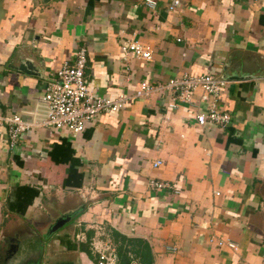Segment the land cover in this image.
I'll use <instances>...</instances> for the list:
<instances>
[{
    "label": "crops",
    "instance_id": "1",
    "mask_svg": "<svg viewBox=\"0 0 264 264\" xmlns=\"http://www.w3.org/2000/svg\"><path fill=\"white\" fill-rule=\"evenodd\" d=\"M155 1L0 0L1 115L43 119L46 83L79 46L96 94L207 73L228 82L216 103L230 115L199 126L209 102L198 88L173 109L167 90L137 98L76 136L32 127L13 148L0 123V264H96L98 245L117 264L119 246L130 264H264V0ZM130 40L152 58L123 56ZM149 178L171 188L150 190Z\"/></svg>",
    "mask_w": 264,
    "mask_h": 264
},
{
    "label": "built area",
    "instance_id": "2",
    "mask_svg": "<svg viewBox=\"0 0 264 264\" xmlns=\"http://www.w3.org/2000/svg\"><path fill=\"white\" fill-rule=\"evenodd\" d=\"M144 5L155 8V0H144ZM180 5L179 0H173L169 4V9H174ZM123 56L133 54L146 60L152 58L153 50L150 45L142 44L137 40L126 41L121 46ZM87 62V48L79 46L75 52V61L72 65L63 63L55 72V76L46 83L45 93L42 101L45 105V116L41 120L34 122L25 121L20 115H1L0 123L6 128V133L11 148L15 147L20 140V136L32 127H51L55 130H68L72 136L80 134L92 123L96 117L102 114L114 113L123 108L130 101L137 98L148 97L152 93L169 91L173 98L168 102L170 109L177 107V102H191L194 92L199 88L202 90L201 100L209 102L206 109L198 110L194 119L199 126H204L210 122L226 126L230 122L228 112L221 111L217 107V99L222 87L228 83L212 74L184 75L168 80L165 84H152L142 81L132 94H120L115 98L94 93L86 84L84 71ZM176 100V101H175ZM162 164L160 159L152 162L153 167ZM150 190L169 189L171 186L167 182H162L154 178L147 180ZM218 246L226 245L236 250L237 244L231 240H214ZM98 256L96 264H117L116 254L108 247L102 245L95 246Z\"/></svg>",
    "mask_w": 264,
    "mask_h": 264
},
{
    "label": "water",
    "instance_id": "3",
    "mask_svg": "<svg viewBox=\"0 0 264 264\" xmlns=\"http://www.w3.org/2000/svg\"><path fill=\"white\" fill-rule=\"evenodd\" d=\"M18 68L27 74H31V75L38 74L37 69L29 60H25L24 62H22ZM69 219H70L69 215L61 216L55 221V223L52 225L49 231L51 232V231L57 230L59 227L63 226ZM17 247H18L17 243L14 242L12 239H10L8 248L6 250V255L4 259L5 261L11 258V256L16 252ZM22 264H28V261L25 260L23 261Z\"/></svg>",
    "mask_w": 264,
    "mask_h": 264
},
{
    "label": "trees",
    "instance_id": "4",
    "mask_svg": "<svg viewBox=\"0 0 264 264\" xmlns=\"http://www.w3.org/2000/svg\"><path fill=\"white\" fill-rule=\"evenodd\" d=\"M127 251L128 250L126 249V247L123 248V246H119L118 251H117V255H118V259L120 261V264H130L128 257L126 256Z\"/></svg>",
    "mask_w": 264,
    "mask_h": 264
}]
</instances>
